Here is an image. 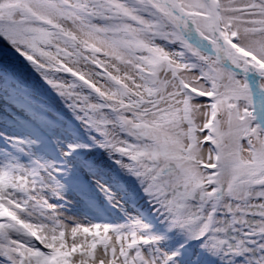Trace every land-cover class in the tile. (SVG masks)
<instances>
[{
	"label": "snow or ice",
	"instance_id": "1",
	"mask_svg": "<svg viewBox=\"0 0 264 264\" xmlns=\"http://www.w3.org/2000/svg\"><path fill=\"white\" fill-rule=\"evenodd\" d=\"M0 264H264V0H0Z\"/></svg>",
	"mask_w": 264,
	"mask_h": 264
}]
</instances>
